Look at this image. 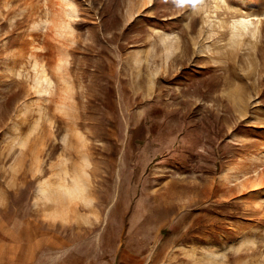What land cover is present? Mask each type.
Here are the masks:
<instances>
[{"label":"rangeland","instance_id":"374dc122","mask_svg":"<svg viewBox=\"0 0 264 264\" xmlns=\"http://www.w3.org/2000/svg\"><path fill=\"white\" fill-rule=\"evenodd\" d=\"M0 264H264V0H0Z\"/></svg>","mask_w":264,"mask_h":264}]
</instances>
